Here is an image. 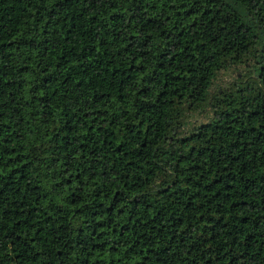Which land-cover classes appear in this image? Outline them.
<instances>
[{
  "label": "trees",
  "instance_id": "1",
  "mask_svg": "<svg viewBox=\"0 0 264 264\" xmlns=\"http://www.w3.org/2000/svg\"><path fill=\"white\" fill-rule=\"evenodd\" d=\"M0 264H264V0H0Z\"/></svg>",
  "mask_w": 264,
  "mask_h": 264
},
{
  "label": "rangeland",
  "instance_id": "2",
  "mask_svg": "<svg viewBox=\"0 0 264 264\" xmlns=\"http://www.w3.org/2000/svg\"><path fill=\"white\" fill-rule=\"evenodd\" d=\"M236 78L237 77H236V74L234 72H225L224 74H222L220 76V78L216 82V85L214 86L212 91H214L218 87H224L226 84L234 82L236 80ZM240 78H243L242 75L240 76Z\"/></svg>",
  "mask_w": 264,
  "mask_h": 264
}]
</instances>
